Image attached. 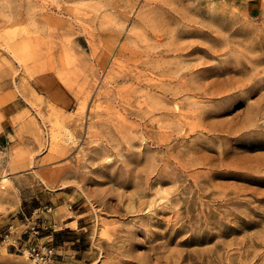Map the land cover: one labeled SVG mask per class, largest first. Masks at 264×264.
I'll return each mask as SVG.
<instances>
[{
  "label": "rangeland",
  "instance_id": "obj_1",
  "mask_svg": "<svg viewBox=\"0 0 264 264\" xmlns=\"http://www.w3.org/2000/svg\"><path fill=\"white\" fill-rule=\"evenodd\" d=\"M5 91L0 264H264V0H0Z\"/></svg>",
  "mask_w": 264,
  "mask_h": 264
},
{
  "label": "crops",
  "instance_id": "obj_2",
  "mask_svg": "<svg viewBox=\"0 0 264 264\" xmlns=\"http://www.w3.org/2000/svg\"><path fill=\"white\" fill-rule=\"evenodd\" d=\"M36 81L37 82H35V85L43 87L44 90L42 92L46 96V98L48 97L49 100H52V102L57 105H66V99H68L69 97L66 94L63 86L57 80H55L51 76L44 74L39 76ZM11 93L12 92L7 93V91H5L3 94L4 97H6L3 102H7L2 107L3 109H1L2 120H0V133L3 131L4 122L7 121V126H11V117L18 113V109H14L16 97L14 96L13 98V94ZM0 98H2V95H0Z\"/></svg>",
  "mask_w": 264,
  "mask_h": 264
},
{
  "label": "bare ground",
  "instance_id": "obj_3",
  "mask_svg": "<svg viewBox=\"0 0 264 264\" xmlns=\"http://www.w3.org/2000/svg\"><path fill=\"white\" fill-rule=\"evenodd\" d=\"M195 49H192V51H194Z\"/></svg>",
  "mask_w": 264,
  "mask_h": 264
}]
</instances>
